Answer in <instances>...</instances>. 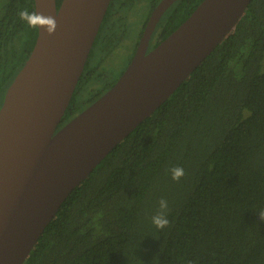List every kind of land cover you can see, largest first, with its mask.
<instances>
[{
	"label": "trees",
	"instance_id": "1",
	"mask_svg": "<svg viewBox=\"0 0 264 264\" xmlns=\"http://www.w3.org/2000/svg\"><path fill=\"white\" fill-rule=\"evenodd\" d=\"M201 1L178 0L162 39ZM23 8L34 11L33 0L0 8L1 93L36 39ZM92 52L57 129L82 111L75 101L87 82L99 81ZM261 212L264 0H250L233 31L71 191L23 264H264ZM153 218L169 223L160 229Z\"/></svg>",
	"mask_w": 264,
	"mask_h": 264
},
{
	"label": "water",
	"instance_id": "2",
	"mask_svg": "<svg viewBox=\"0 0 264 264\" xmlns=\"http://www.w3.org/2000/svg\"><path fill=\"white\" fill-rule=\"evenodd\" d=\"M151 12L115 83L57 130L110 0H33L55 18L7 86L0 107V264H23L61 203L234 29L250 0H202L151 51Z\"/></svg>",
	"mask_w": 264,
	"mask_h": 264
},
{
	"label": "flooded vegetation",
	"instance_id": "3",
	"mask_svg": "<svg viewBox=\"0 0 264 264\" xmlns=\"http://www.w3.org/2000/svg\"><path fill=\"white\" fill-rule=\"evenodd\" d=\"M161 1L162 0H120V1L115 0L114 3L111 4V0H110L109 5H108V6L111 5L109 8V12L105 20L103 21V24L101 22L100 27L95 36V39L93 41L92 47L90 49V52L93 51L91 58H90L91 60L89 62L90 69L96 70V67L98 66V64H100L103 60H105L109 56L115 55V53H120V52L124 53L125 50H129L130 48H132V52L124 68L121 70V72H118L116 78L114 79V81H116L117 78L125 70L130 60L132 59L134 52L136 48L138 47L142 34L145 30V27L147 25V22L149 20L152 10ZM177 1L178 0H175L171 5H169V7L163 12V14L156 21L152 29V32L150 34L145 53H148L149 51H151L160 41L163 40L162 32H161L162 21L167 16V14L172 9V7L177 3ZM142 2H145L147 12H146L144 20L142 21L140 25L139 32L136 34L137 37L135 36L136 40L134 41L135 37L131 30L132 20H133L132 18L133 10ZM94 42H96L95 46H94ZM106 81L107 80H105L104 84L107 83ZM108 81H113V79L108 80ZM5 90L2 93L0 91V107L3 101ZM68 121H66L65 123H67ZM65 123H63V125ZM63 125H61L59 128H61Z\"/></svg>",
	"mask_w": 264,
	"mask_h": 264
},
{
	"label": "rangeland",
	"instance_id": "4",
	"mask_svg": "<svg viewBox=\"0 0 264 264\" xmlns=\"http://www.w3.org/2000/svg\"><path fill=\"white\" fill-rule=\"evenodd\" d=\"M4 2L5 0H0V8L4 4ZM146 12L147 8L145 6V2L140 3L133 10L131 30L134 34V37H137L136 34L139 32L140 25L145 18ZM136 37L134 41L136 40ZM131 52L132 48H130L129 50H125L124 53H115V55L109 56L100 64H98L95 72L98 76L99 81L97 82L96 79H94L88 82L85 87V90L79 95V97L75 101L78 111L85 109L87 106V101L92 98L94 94L99 93L104 89L103 84L105 80H114L116 78L118 72H121V70L124 68Z\"/></svg>",
	"mask_w": 264,
	"mask_h": 264
},
{
	"label": "clouds",
	"instance_id": "5",
	"mask_svg": "<svg viewBox=\"0 0 264 264\" xmlns=\"http://www.w3.org/2000/svg\"><path fill=\"white\" fill-rule=\"evenodd\" d=\"M20 20L24 21L29 27H43L45 31L51 35L57 28V23L54 17L45 16L37 11H29L27 8H23L18 12ZM173 179H179L184 173L183 169L174 168ZM261 219L264 220V212H261ZM153 223L157 228H165L169 221L167 219L153 218Z\"/></svg>",
	"mask_w": 264,
	"mask_h": 264
}]
</instances>
